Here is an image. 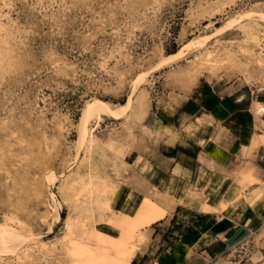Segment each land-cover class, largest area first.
I'll use <instances>...</instances> for the list:
<instances>
[{
  "label": "rangeland",
  "instance_id": "1",
  "mask_svg": "<svg viewBox=\"0 0 264 264\" xmlns=\"http://www.w3.org/2000/svg\"><path fill=\"white\" fill-rule=\"evenodd\" d=\"M262 15L264 0H0V224L20 231L0 264H72L69 237L86 245L93 227L118 237L110 222L124 213L101 211L97 188L116 190L112 207L129 177L124 159L150 133L145 121L202 79L264 92ZM130 97L120 118L90 119L94 144H79L88 103L116 108ZM263 246L246 241L230 261L254 263Z\"/></svg>",
  "mask_w": 264,
  "mask_h": 264
},
{
  "label": "crops",
  "instance_id": "2",
  "mask_svg": "<svg viewBox=\"0 0 264 264\" xmlns=\"http://www.w3.org/2000/svg\"><path fill=\"white\" fill-rule=\"evenodd\" d=\"M153 115L111 209L131 214L148 197L167 215L145 228L131 264H230L244 242L264 243V92L202 79ZM249 164L257 181L234 177ZM255 254L264 264V246Z\"/></svg>",
  "mask_w": 264,
  "mask_h": 264
},
{
  "label": "bare ground",
  "instance_id": "3",
  "mask_svg": "<svg viewBox=\"0 0 264 264\" xmlns=\"http://www.w3.org/2000/svg\"><path fill=\"white\" fill-rule=\"evenodd\" d=\"M257 15H260V13L257 14ZM239 16H241V15H239ZM253 16H255V15H253ZM263 16L264 15H262V17ZM263 19H264V17H263ZM263 19H260V20H263ZM240 20H241V18H240ZM257 20H258V18H257ZM232 22H233V20H231V25L229 24L228 28L226 27L227 30L231 29ZM255 23L256 22L254 21V24ZM257 26L258 25H256V28H257ZM218 30L219 31L220 30L221 31L222 30L223 31H226V30H224L222 28H219ZM188 45H189V43L187 45H185L184 48L186 46H188ZM200 45H202V44H200ZM188 47H187V49H188ZM198 49H200V48H198ZM181 51H182V48H181V50H179L178 52H176L174 54L164 56V58L162 59L161 63H159V65L160 66H164L165 64L171 62L172 60L175 61V59H179V57H180L179 55H180ZM208 61H210V60H208ZM259 64L260 65H263L262 58H259ZM132 100H133V97H130L126 103H123V104L119 105L116 108H112L110 103L104 102V101H102L100 99H95L93 102L88 103L84 107L83 112H82L81 119L79 121L80 122V125H81V128H79L80 129L79 130L80 131V141H79L80 143L79 142L78 143L80 145L83 144V143H87V140H88L89 137H90L89 143H93V134L92 133H93L94 130L91 131V130H88V128H87V124L90 121V119L95 118L96 120H98V125H99V123L101 122V120L103 119L104 116H109V117H112L114 119H118V118H120L127 111V109L129 108V106L132 103ZM139 103H141V101ZM141 119H143V117ZM96 126H97V124H96ZM263 141H264V138H263ZM79 151H80V149H79ZM243 167L242 168H239L235 172L234 177H236L237 179L242 180L244 182H247V181L248 182H254V181H257L258 180L257 175H256L257 168L254 165L249 164L246 167H244V168ZM91 183H92V185H94V182L93 181H91ZM105 185H106V183L104 184L103 187H102V185H100L101 187L99 186V188H97V190H96V192L99 191L101 193L100 194V198L102 199V204L107 202L106 203V206L104 208H102L101 211L102 210L108 211L109 209H111V206H110V203L111 202L109 203L108 201H106V199H108L107 198L108 197L107 194H109L110 197H111L112 195L115 194V191H116V190H114V188L111 186L110 183L107 184L106 187H105ZM93 204L94 203L91 202V206ZM102 204L99 203L98 207H100ZM101 207H103V206H101ZM222 208L223 209H226L227 207L225 208V206L222 205ZM93 209H94V205H93ZM56 214H57V220H60V218H62V217L60 216L59 210H56ZM102 215L105 216L106 213L103 211ZM166 215H167V210L164 209L162 206H160L156 201H154V200H152V199H150L148 197L144 198L141 201V203L138 205V207L135 209V212L133 211L132 214H120L117 218L113 219V221L110 222V225L112 227H114L117 231H120V235L118 237H115L113 235H109V234H106V233H104L102 231H99L95 227H93L90 230V232L88 233V235L85 236V240H86V243H87L86 245H83L84 242H83V244L80 243V242H75L74 243L72 241L73 238L69 237L68 240L66 241V244L69 246V251L71 252V257L73 259L71 263L72 264H131V261L135 257L138 249H137V247H135L136 245L135 246L134 245H131L130 247L128 245H129L130 242H132L134 244V241H137V237H136L137 233H136V231L138 230V228L139 227H142V226L143 227H149V226L153 225L154 223H156L157 221H159L162 218H164ZM77 225H78V222L77 223H73L71 220L68 221V224H67L66 227H67L70 235H72V230H73L72 227L73 226H77ZM17 228H18V226H17ZM19 229H20V227H19ZM19 232H17L14 228H11V227H9L6 224H0V251H3V252L4 251H10V248H9V246L11 245L10 243H13L12 242L13 240H15V242H16V239L18 240V238H20ZM139 234L140 233H138V235ZM82 237H84V236H82ZM28 238H27L26 241H28ZM145 238H146V235L145 236H140V238L138 239V241H140V243H143V242H145L144 241ZM18 241H20V240H18ZM71 242H73V243H71ZM8 244H10V245H8ZM17 245H19V243H17ZM59 245H61V243ZM73 246H74V248H72ZM53 248H55V245H53ZM60 248H62V246ZM18 252L19 251L15 252V253H18Z\"/></svg>",
  "mask_w": 264,
  "mask_h": 264
}]
</instances>
